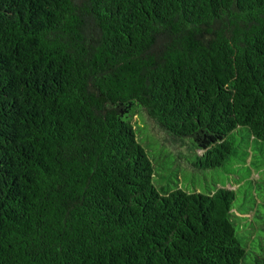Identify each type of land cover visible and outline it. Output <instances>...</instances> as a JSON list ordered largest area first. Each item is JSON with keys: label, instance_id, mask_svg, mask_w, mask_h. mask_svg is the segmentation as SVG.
Instances as JSON below:
<instances>
[{"label": "trees", "instance_id": "16d2710c", "mask_svg": "<svg viewBox=\"0 0 264 264\" xmlns=\"http://www.w3.org/2000/svg\"><path fill=\"white\" fill-rule=\"evenodd\" d=\"M263 169L264 0H0V264H264Z\"/></svg>", "mask_w": 264, "mask_h": 264}, {"label": "rangeland", "instance_id": "374dc122", "mask_svg": "<svg viewBox=\"0 0 264 264\" xmlns=\"http://www.w3.org/2000/svg\"><path fill=\"white\" fill-rule=\"evenodd\" d=\"M135 126H137L138 140L145 144V148L157 161L164 160V165L175 168L180 172V176L184 181L187 189L191 190L193 185L202 190L205 186L212 187L214 179L217 182L223 181V172L221 170H193L191 169L183 158L187 154L184 142L173 138L164 130H162L153 120L149 119L145 113L139 112L133 116ZM198 154L199 151H196ZM162 170H158L157 173ZM264 172V169H263ZM261 173V172H259ZM257 173L252 174L257 177ZM156 179H159L158 177ZM228 188L234 187L231 181L228 180L226 185Z\"/></svg>", "mask_w": 264, "mask_h": 264}]
</instances>
